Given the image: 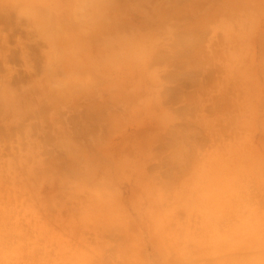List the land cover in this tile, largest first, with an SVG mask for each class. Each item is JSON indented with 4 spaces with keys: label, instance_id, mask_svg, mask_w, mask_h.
Returning <instances> with one entry per match:
<instances>
[{
    "label": "rangeland",
    "instance_id": "374dc122",
    "mask_svg": "<svg viewBox=\"0 0 264 264\" xmlns=\"http://www.w3.org/2000/svg\"><path fill=\"white\" fill-rule=\"evenodd\" d=\"M110 3L0 0V264H264L197 229L264 180V0Z\"/></svg>",
    "mask_w": 264,
    "mask_h": 264
},
{
    "label": "crops",
    "instance_id": "0c3cea01",
    "mask_svg": "<svg viewBox=\"0 0 264 264\" xmlns=\"http://www.w3.org/2000/svg\"><path fill=\"white\" fill-rule=\"evenodd\" d=\"M111 1L31 0V5L45 10L50 19H55V22L59 23L70 19V23L81 24L85 19L91 20L99 15L104 22L106 19L108 22H119L120 18L116 14L112 15ZM121 6L117 4V9L120 10L118 7ZM33 25L34 30L39 33L41 30L39 25L38 29L36 24ZM48 37H52V34L50 33ZM193 224H196V215L193 216ZM197 229L202 231V236L206 237L209 247L211 244L215 245L218 260L253 261L255 259L257 262L264 263V180L257 181L255 195L250 196L246 205L241 206L237 211L212 207L199 211ZM209 260L212 259L209 258Z\"/></svg>",
    "mask_w": 264,
    "mask_h": 264
}]
</instances>
